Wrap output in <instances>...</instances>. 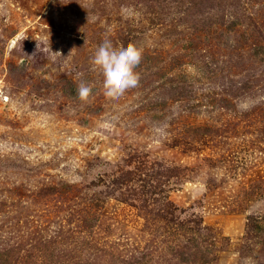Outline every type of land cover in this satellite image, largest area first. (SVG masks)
I'll use <instances>...</instances> for the list:
<instances>
[{
	"label": "rangeland",
	"instance_id": "374dc122",
	"mask_svg": "<svg viewBox=\"0 0 264 264\" xmlns=\"http://www.w3.org/2000/svg\"><path fill=\"white\" fill-rule=\"evenodd\" d=\"M0 264H264V0H0Z\"/></svg>",
	"mask_w": 264,
	"mask_h": 264
},
{
	"label": "clouds",
	"instance_id": "9594fccd",
	"mask_svg": "<svg viewBox=\"0 0 264 264\" xmlns=\"http://www.w3.org/2000/svg\"><path fill=\"white\" fill-rule=\"evenodd\" d=\"M142 55V50L132 43L126 47L114 48L111 41L105 40L98 47L91 63L93 70H99L104 77L103 88L106 97L118 98L139 85L140 75L135 69L141 63ZM91 93L90 86L85 83L79 85L80 100L88 101Z\"/></svg>",
	"mask_w": 264,
	"mask_h": 264
}]
</instances>
